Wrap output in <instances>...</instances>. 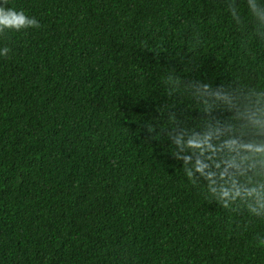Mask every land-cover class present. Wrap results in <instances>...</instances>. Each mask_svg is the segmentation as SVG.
<instances>
[{
	"label": "trees",
	"instance_id": "obj_1",
	"mask_svg": "<svg viewBox=\"0 0 264 264\" xmlns=\"http://www.w3.org/2000/svg\"><path fill=\"white\" fill-rule=\"evenodd\" d=\"M0 264H264V0H6Z\"/></svg>",
	"mask_w": 264,
	"mask_h": 264
},
{
	"label": "clouds",
	"instance_id": "obj_2",
	"mask_svg": "<svg viewBox=\"0 0 264 264\" xmlns=\"http://www.w3.org/2000/svg\"><path fill=\"white\" fill-rule=\"evenodd\" d=\"M38 24L39 22L35 17L27 15L23 10L6 6V0H0V32L5 30L19 31L38 26ZM8 52L7 47H0V57L7 55Z\"/></svg>",
	"mask_w": 264,
	"mask_h": 264
}]
</instances>
